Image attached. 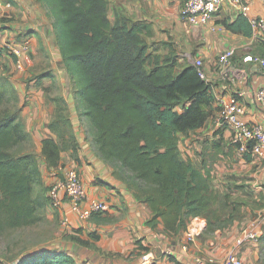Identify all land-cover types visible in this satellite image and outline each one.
Masks as SVG:
<instances>
[{
    "label": "crops",
    "instance_id": "obj_1",
    "mask_svg": "<svg viewBox=\"0 0 264 264\" xmlns=\"http://www.w3.org/2000/svg\"><path fill=\"white\" fill-rule=\"evenodd\" d=\"M10 1L11 17L0 21V47L8 39L25 35L32 44L29 50L22 51V68L13 55L5 54L0 75L8 79L21 103L26 104L22 118L34 144L32 150L38 157L40 176L49 185L67 169L76 168L89 199L98 198L109 204L107 211L94 214L88 221L77 217L68 202L60 208L46 205L47 217H54L59 223V237L53 245L46 244L48 248L67 251L79 264H194L198 254L221 259L233 250L244 264H264V227L259 241L236 245L248 222L264 211V154L242 153L232 143V130L217 125L219 111H215L203 127L181 134L180 147L185 159L197 163L207 159L225 211L220 214L219 225L208 231L206 218H193L189 224L199 228L192 243H188V230L170 232L161 218L156 227L149 225L153 209L137 196L129 182L130 174L103 159L92 126L81 116L78 87L62 60L53 12L37 0ZM245 1L252 6L254 15L264 17V0ZM111 3L116 4L120 14L152 25L153 36L148 41L161 40V34L168 30L171 35L185 34L187 41L198 39L197 55L207 59L206 69L216 98L237 96L244 107L242 117L251 124H264V107L252 93L264 85V66L262 62L243 60L247 54L264 59V44L254 33L247 36L225 27L224 21L232 22L240 14L231 3H225L207 24L200 26H192L181 17L184 0H110ZM231 47L237 49L232 61L240 76L236 81H223L217 63ZM59 98L62 100L58 101ZM61 105L72 124L77 149L65 148L59 166L48 168L42 154L43 140L59 139L58 133L49 129V123ZM67 215L71 224L60 226ZM147 254L149 261L144 262Z\"/></svg>",
    "mask_w": 264,
    "mask_h": 264
},
{
    "label": "trees",
    "instance_id": "obj_2",
    "mask_svg": "<svg viewBox=\"0 0 264 264\" xmlns=\"http://www.w3.org/2000/svg\"><path fill=\"white\" fill-rule=\"evenodd\" d=\"M37 1L54 14L62 60L79 88L81 116L92 126L103 159L129 173L137 196L153 209L149 225L156 227L161 218L168 231L178 233L193 218L204 217L207 230H215L225 211L211 168L206 158L200 163L185 159L180 147L181 134L203 127L219 111L212 83L194 63L181 64L175 51L152 49L149 22L124 14L112 21L110 0ZM224 25L253 34L243 14ZM8 52L0 47V66ZM65 111L59 106L49 123L59 139L43 140L48 168L59 166L65 148L77 149ZM21 112L16 90L0 75V236L37 225L46 205L59 208L49 195L51 185L40 176L37 154L21 148L33 144ZM41 245L25 246L12 264H79L67 251ZM0 264L5 263L0 259Z\"/></svg>",
    "mask_w": 264,
    "mask_h": 264
},
{
    "label": "built area",
    "instance_id": "obj_3",
    "mask_svg": "<svg viewBox=\"0 0 264 264\" xmlns=\"http://www.w3.org/2000/svg\"><path fill=\"white\" fill-rule=\"evenodd\" d=\"M225 3H231L236 9L246 16L253 28V33L264 44V17L256 16L252 13V6L245 0H184L180 9V15L184 21L192 26L207 24L216 12ZM13 3L10 0H0V21H6L11 17ZM31 38L27 35L22 38L17 36L8 39L3 46L16 57V64L22 68V51L31 48ZM237 49L234 47L226 49L218 59V70L223 81H236L239 79L240 70L235 66L232 59ZM243 60L245 62H262L264 59L247 54ZM200 76L211 82L202 58L195 60ZM255 100L264 107V85L252 91ZM219 114L217 125L219 127H229L232 130V143L242 152L254 155L264 154V124L247 122L243 117L244 107L239 98L235 95L230 97H217ZM54 206L61 207L64 202L70 204L71 211L81 220L88 221L93 213L105 212L109 209V204L105 200L93 198L89 199L88 192L78 169L69 168L62 177H58L51 185L49 192ZM64 226L71 224V218L67 215L62 219ZM264 227V211L248 222L244 227L236 245L240 246L248 241H259L261 228ZM198 225H188V243H192L197 235ZM149 261V255L144 256V262ZM194 264H244L243 260L236 254L235 250L229 252L221 259L198 254L194 258Z\"/></svg>",
    "mask_w": 264,
    "mask_h": 264
},
{
    "label": "rangeland",
    "instance_id": "obj_4",
    "mask_svg": "<svg viewBox=\"0 0 264 264\" xmlns=\"http://www.w3.org/2000/svg\"><path fill=\"white\" fill-rule=\"evenodd\" d=\"M115 5L116 4H112V3L110 5V15L113 21L115 20V17L120 14L117 11V7ZM173 25H174L173 29L176 30L175 24ZM162 35H163V38L161 40L159 39L149 40V43L152 45V49L158 47L159 52L163 54H168L170 51H175L176 54L178 55L179 62L183 65L189 62L194 63L196 59L202 58L197 55V48H198V43H199L198 39L194 41L191 40L192 42L190 40L187 41L185 39V34H182V33L176 34L174 32V35H171L169 30L167 32L162 33L161 36ZM162 41L168 44L163 45ZM185 42H188L189 45H187V43ZM202 59L204 60V63L206 66L207 59L206 58H202ZM67 81L68 80H66V82ZM19 105L22 106V110L26 106V104L21 103V100H19ZM21 148L23 150H32L34 148V144L27 143ZM62 176L63 175H60L59 177H62ZM54 181H51L49 185H52ZM219 207H221L220 204H218V206H215V209L217 212H221V209L219 210ZM58 224L59 223L56 222L54 217L53 218L47 217V214H46L43 220H41L37 225L33 227L24 228V229H20L17 231H11V232L4 234L3 236H0V259L3 260L5 264H12L14 256L17 253H20V251L23 250L25 246L32 247V246H35L36 244L38 245L42 244L41 246H43L44 244L45 246H47L46 244L53 245L56 239L59 237L58 235L59 225ZM61 224L62 222L60 223V226ZM186 230H188V228Z\"/></svg>",
    "mask_w": 264,
    "mask_h": 264
},
{
    "label": "water",
    "instance_id": "obj_5",
    "mask_svg": "<svg viewBox=\"0 0 264 264\" xmlns=\"http://www.w3.org/2000/svg\"><path fill=\"white\" fill-rule=\"evenodd\" d=\"M36 250H39V249H36ZM36 250H33V251H36ZM30 253H32V252H29L28 254H30ZM23 256H25V255H23ZM21 258H22V257H21ZM21 258H20V259H21ZM18 260H19V259H18Z\"/></svg>",
    "mask_w": 264,
    "mask_h": 264
}]
</instances>
